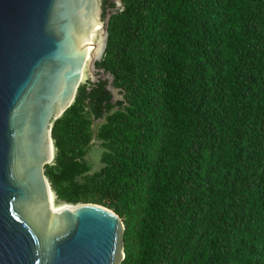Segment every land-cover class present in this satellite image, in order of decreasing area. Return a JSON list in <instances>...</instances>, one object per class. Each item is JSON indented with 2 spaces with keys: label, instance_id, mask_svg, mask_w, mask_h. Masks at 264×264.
Segmentation results:
<instances>
[{
  "label": "trees",
  "instance_id": "trees-1",
  "mask_svg": "<svg viewBox=\"0 0 264 264\" xmlns=\"http://www.w3.org/2000/svg\"><path fill=\"white\" fill-rule=\"evenodd\" d=\"M118 1L96 67L122 99L99 73L54 121L57 201L116 213L121 264H264V0Z\"/></svg>",
  "mask_w": 264,
  "mask_h": 264
},
{
  "label": "water",
  "instance_id": "water-1",
  "mask_svg": "<svg viewBox=\"0 0 264 264\" xmlns=\"http://www.w3.org/2000/svg\"><path fill=\"white\" fill-rule=\"evenodd\" d=\"M111 15L103 19V0H0V264H121L125 258L120 217L95 204L54 211L57 199L45 175L55 159L53 123L75 102L85 67L92 82L101 73L111 92L119 91L96 67ZM99 35L102 53L89 61Z\"/></svg>",
  "mask_w": 264,
  "mask_h": 264
},
{
  "label": "rangeland",
  "instance_id": "rangeland-1",
  "mask_svg": "<svg viewBox=\"0 0 264 264\" xmlns=\"http://www.w3.org/2000/svg\"><path fill=\"white\" fill-rule=\"evenodd\" d=\"M117 2H118V0H117ZM87 66H86L85 71H84V78H83L82 84L86 83L88 80L93 79V75L91 74V71L87 68ZM95 75L98 76L99 73H96ZM113 93H114L113 94L114 95V101H118V100L122 99V96L120 95L119 91L117 92L116 90H114ZM98 124L99 123L95 124V126H94L95 130H96V127ZM91 145L92 146L89 149V152L86 156V160L89 161L93 165V171H97L102 167L101 162H100L102 149L100 148L99 142L96 140V138L92 141ZM57 203H59V202H57Z\"/></svg>",
  "mask_w": 264,
  "mask_h": 264
},
{
  "label": "bare ground",
  "instance_id": "bare-ground-1",
  "mask_svg": "<svg viewBox=\"0 0 264 264\" xmlns=\"http://www.w3.org/2000/svg\"><path fill=\"white\" fill-rule=\"evenodd\" d=\"M101 29H102V26H101ZM102 49H103V39L99 35L97 42L90 49V51L87 53V56H86L87 60L93 61V59L100 57V55L102 53ZM83 78H84V73H83ZM54 151H55V149H54ZM53 200H54V198H53ZM63 206H64L63 203L59 204V203H57L56 200H54V202H53V210L54 211L63 208Z\"/></svg>",
  "mask_w": 264,
  "mask_h": 264
}]
</instances>
